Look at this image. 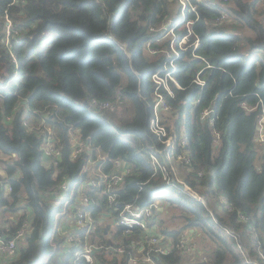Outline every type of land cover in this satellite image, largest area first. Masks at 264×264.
<instances>
[{
    "label": "trees",
    "instance_id": "16d2710c",
    "mask_svg": "<svg viewBox=\"0 0 264 264\" xmlns=\"http://www.w3.org/2000/svg\"><path fill=\"white\" fill-rule=\"evenodd\" d=\"M190 3L195 11L182 12L179 0H0V151L14 154L2 165L0 208L16 215L0 220V231L26 225L1 264H129L137 242L154 264H248L236 248L264 264V145L255 139L264 116V0ZM220 11L228 20L217 25ZM156 98L170 107L157 108ZM92 99L114 107L100 113ZM119 105L127 115L115 113ZM73 133L86 144L74 157ZM50 139L59 155H45ZM115 160L128 171L108 202L100 179ZM64 176L94 179L77 193L96 220L114 222L125 204L157 199L183 225L158 229L162 211L154 210L148 225L168 248L156 253L143 229L114 224L109 237L110 224H96L93 261H75L84 231L67 247L71 226L52 232L54 206L43 195ZM187 228L217 244L196 262H184Z\"/></svg>",
    "mask_w": 264,
    "mask_h": 264
},
{
    "label": "built area",
    "instance_id": "2783aa9c",
    "mask_svg": "<svg viewBox=\"0 0 264 264\" xmlns=\"http://www.w3.org/2000/svg\"><path fill=\"white\" fill-rule=\"evenodd\" d=\"M217 1L220 0H212L213 3H216ZM179 2L181 4L180 9L182 12L185 9H187L188 6H190L192 11H195L194 10L195 5L193 3L187 5L186 0H179ZM220 13L221 14L218 17H216L214 20V22L217 25L221 24L223 21L228 20L227 14L225 12L220 11ZM185 40L186 38L183 37L181 39V42H185ZM150 43L151 42H148L147 46H149ZM151 51H154V49H151ZM91 105L96 107L100 113H104L107 110H112L114 107L113 102H100V101H96L95 99L91 100ZM155 106H157V108L160 106L164 109H168L170 107V105L164 102L161 98H156ZM210 112H211L210 109H205L202 112V117L207 116L208 114H210ZM152 122L154 123V121ZM255 139L257 142H260L264 145V116L260 117L258 121ZM165 143H166V148L168 150L167 154L171 157L170 148L173 147L174 139L168 137L165 140ZM73 145L75 146L74 149L72 150V156L74 157L79 153L80 150H82L83 147L78 143H74V142ZM43 149L45 155L49 157H51V155L60 154L59 148L55 146V141L52 139L46 142V146H44ZM149 157L153 165L158 164L161 170L165 169V165L159 163L155 155L150 154ZM87 169L88 166H84L81 169L80 173L82 174ZM114 169L115 172H111L110 174H104L100 179L102 182L105 183V186H103L102 188V192L103 191L105 192L108 202H111L113 200L115 188L122 181V176L128 171V166L125 162L121 160H115ZM92 183H94V179L88 181V177H87L86 180L82 179L80 183L73 182L71 184L70 178H68V176H64L54 187L49 188L47 192L43 193L45 199L49 203H51V205H54V207H56L57 205L64 206L62 212L59 211L57 215L61 214L62 216H64L65 223L71 226L70 228L71 231H68L67 237L65 239V243L67 247L72 249L76 245L80 244L81 239L77 233V230L84 231L83 243H81V245L74 250L75 261L83 259L86 262H91L92 252L94 250L93 247L97 246L91 244L88 241V237L90 235V232L95 227V225L100 223L102 220H96L91 216L90 210L87 209L88 198L85 195L81 197L77 193L78 190H81L86 186H88V184H92ZM9 191H10V187L9 185H7V187L5 188V193H8ZM75 201L77 202V205L74 207L71 204ZM157 204H158L157 200H153L152 202L143 206H138L130 203L125 204L123 208L118 212L116 219H114V223L115 225H121V227H123L127 232L131 231V229L135 227L143 229L146 232L144 235V243H146V245L148 246L147 250H152L156 253L157 252L163 253L168 251L166 244L164 245L159 244L161 237L155 234L156 226L148 225L150 218L153 215L154 210L156 209ZM67 213H69V215L66 216ZM25 232H26L25 223L17 230H15L13 233L10 234L0 231V257L14 256L18 242L24 238ZM140 244L141 242H137L136 244L133 245V247L138 246L136 247L137 249L138 248L142 249L143 245ZM116 249L120 253L123 252L122 247H118ZM129 263L154 264L149 253H144L143 256L141 257H137V255L131 256L129 258Z\"/></svg>",
    "mask_w": 264,
    "mask_h": 264
},
{
    "label": "rangeland",
    "instance_id": "374dc122",
    "mask_svg": "<svg viewBox=\"0 0 264 264\" xmlns=\"http://www.w3.org/2000/svg\"><path fill=\"white\" fill-rule=\"evenodd\" d=\"M10 22L7 21V24H9ZM243 31L245 32V34H248L251 35L252 32L250 30H248L247 28H243ZM155 80L157 82H161V80L158 79V77L155 78ZM121 102V101H120ZM120 106V105H119ZM117 106L115 108V110L118 108V110L115 112L117 113L119 116H122V115H127L125 111H123V108H121V106L119 107ZM111 110H107V112H109ZM73 140H72V143H78L79 145H81L82 147H85L86 144L83 143L80 139H79V136L77 133H73ZM257 142V141H256ZM257 144H262L260 142H257ZM263 145V144H262ZM4 154V153H3ZM7 156V155H6ZM3 158L0 159V167L3 168V163L4 162H8L11 158L10 157H6V159L2 160ZM181 169V168H180ZM5 187H7V183L5 182L4 183V189ZM188 191V190H187ZM199 196V195H197ZM159 201V200H158ZM159 207V208H158ZM64 206H60L58 207V209L55 211V213H58L59 211L62 212ZM156 209H159L162 211L161 214H159V218L160 219H156V223H157V226H158V229L159 227H167L169 229H173V228H179L180 226L183 225V222H182V216L179 214L180 212L176 209H171L170 207H166V206H161L160 203L157 204L156 206ZM5 210V208H0V220L2 221V219L4 220L5 218L6 219H9L11 220V218H15V214L9 212V211H3ZM104 220H102L99 224L101 226H105V225H108V223L110 224L109 228L106 230V233L104 234L105 236L107 234H110L113 232V230H115V223L113 222V220H110L111 218L108 216H104L103 217ZM162 219V223H159V220ZM159 224V225H158ZM160 224H162V226H160ZM75 227V225H74ZM157 229V228H156ZM196 230V234L191 238V241H187V243L185 245H183V250L186 249V251H184V256L188 257L185 259V263H189L190 261H199V258H205L203 256L206 255V251L210 250V248H214L217 244H216V241L214 240V238H210L208 236L207 233H203L201 231L200 228H197V229H194V228H187V230L184 232V233H188L189 230ZM226 231L228 233H232V231L228 228H225ZM59 231H60V227H59ZM185 239V238H184ZM186 241V240H184ZM239 247V246H238ZM236 251L239 252L241 258L243 259L244 262H247L248 264H257L255 261L253 262V259L254 257L252 256H249V253L245 250V249H237L236 248ZM190 255L192 256V259L190 258ZM194 257V258H193ZM47 258V257H46ZM188 260V261H187ZM190 260V261H189ZM3 260L0 261V264ZM92 261H93V257H92Z\"/></svg>",
    "mask_w": 264,
    "mask_h": 264
},
{
    "label": "crops",
    "instance_id": "0c3cea01",
    "mask_svg": "<svg viewBox=\"0 0 264 264\" xmlns=\"http://www.w3.org/2000/svg\"><path fill=\"white\" fill-rule=\"evenodd\" d=\"M4 152H2V151H0V159L1 158H3L2 160H4V159H6V157H10L11 158V156H13L14 157V154H12V155H9V154H3ZM7 155V156H6ZM0 174H2V175H5L6 174V172H5V170H4V168H1L0 167ZM6 188V187H5ZM159 208V207H158ZM161 214V213H160ZM62 217V216H61ZM12 219V218H11ZM8 221H9V219H8ZM60 221L61 222H59L58 223V230H57V233L55 234V235H57V234H60V235H62V234H65V230H63L64 229V227L66 226H68L66 223H64L65 221H64V218L62 217V218H60ZM5 222H7V219L5 218ZM59 227H60V231H59ZM55 231V228L52 230V232H54ZM113 232H114V230H113ZM113 232L112 233H110V234H107L109 237L110 236H112V234H113ZM193 232V229H191V230H189V232L188 233H184V236H183V238H185V240L186 241H191V238L194 236V234L192 233ZM67 233V232H66ZM190 234H191V236H190ZM163 238V237H162ZM168 240V239H167ZM168 241H171V240H168ZM140 250H142V249H140V248H138V250L136 251V255H137V257H141V256H143V254H142V251H140ZM93 253V252H92ZM2 260V257H0V261ZM130 264V263H129Z\"/></svg>",
    "mask_w": 264,
    "mask_h": 264
},
{
    "label": "clouds",
    "instance_id": "9594fccd",
    "mask_svg": "<svg viewBox=\"0 0 264 264\" xmlns=\"http://www.w3.org/2000/svg\"><path fill=\"white\" fill-rule=\"evenodd\" d=\"M168 25V24H167ZM69 178V177H68ZM71 181V180H70ZM73 182L71 181V184H72ZM8 185V184H7ZM4 192H5V189H4ZM155 200H157V199H155ZM157 202L159 203V201L157 200ZM54 206V205H53ZM58 207H60V205H57L56 207H54L53 208V210H54V224H53V229L55 228V233H57V227H58V223L60 222V217L62 216L61 214H58L57 215V213H55V211L58 209ZM64 217V216H63ZM99 224V223H98ZM52 229V230H53ZM79 231H83V230H77V233L79 232ZM66 250V249H65ZM50 254H48L47 255V257L49 256ZM47 259V258H46Z\"/></svg>",
    "mask_w": 264,
    "mask_h": 264
},
{
    "label": "water",
    "instance_id": "95a60500",
    "mask_svg": "<svg viewBox=\"0 0 264 264\" xmlns=\"http://www.w3.org/2000/svg\"><path fill=\"white\" fill-rule=\"evenodd\" d=\"M85 104H87V102H85Z\"/></svg>",
    "mask_w": 264,
    "mask_h": 264
}]
</instances>
